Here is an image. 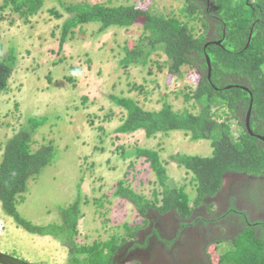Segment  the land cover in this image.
<instances>
[{
	"label": "trees",
	"instance_id": "16d2710c",
	"mask_svg": "<svg viewBox=\"0 0 264 264\" xmlns=\"http://www.w3.org/2000/svg\"><path fill=\"white\" fill-rule=\"evenodd\" d=\"M180 1L176 11L167 13L155 11L150 5L112 4L110 0H59L62 11L55 7L48 9L50 15L62 19L57 35L60 51L67 40L91 24L97 26L96 36L111 27L137 26L141 29L138 37L127 39L121 46L117 60L120 68L146 67L156 55L165 57L158 66L159 70L166 69L170 77H182L184 71H191L194 87L183 93L188 108L175 110L163 100L159 109L146 110L130 97L108 95L122 110L114 133L140 131L149 138L159 133L181 131L191 140H209L212 148L209 156L180 152L169 156L171 161L191 173L195 187L192 200L183 185L169 178L157 150L134 146L121 153L123 159L142 158L151 169L157 186L153 199L134 191L125 183L126 179L119 180L113 195L134 206L140 224H124L122 236L112 235L107 241L82 244L76 241L79 220L83 216L81 206L84 202L80 196L60 208L59 221L51 224H33L17 209L25 199L28 182L51 165L56 155L52 142L33 146V136L46 117L27 116L1 143L0 207L17 227L57 240L66 250V264H121L120 253L125 248L129 251L147 245V241L125 240L137 238L140 230L148 227L151 229L149 235L170 248L171 243L162 231L168 227V217H174L181 229L189 225L187 221L191 217L190 225L216 222L219 219L214 215L216 195L224 187L226 177L241 175L250 178L247 189L241 187L242 183L245 185L241 179L230 182L239 187V193L254 207V218L242 219V226L236 233L225 235L221 230L219 238L206 237L205 249L208 252L211 244L229 241L231 246L223 250L215 264H264V219L258 217L259 212L264 211L263 199L257 202L254 195L264 183V141L257 137L264 136V0ZM43 6L44 0H1L0 19L5 20L6 12V17L15 15L28 23ZM5 50L0 55V94L7 92L18 67L14 46ZM206 56L210 61L209 77ZM250 99L248 119L253 134L245 127ZM231 207L234 208L232 202ZM237 212L243 217L245 210Z\"/></svg>",
	"mask_w": 264,
	"mask_h": 264
},
{
	"label": "rangeland",
	"instance_id": "374dc122",
	"mask_svg": "<svg viewBox=\"0 0 264 264\" xmlns=\"http://www.w3.org/2000/svg\"><path fill=\"white\" fill-rule=\"evenodd\" d=\"M58 1L44 0L42 9L28 23L15 15L6 17V12L5 20L0 19V55L14 46L18 57L9 89L0 94V147L27 116L46 117L33 136V146L52 142L56 147L55 160L28 182L25 199L17 209L33 224H51L59 221L60 208L80 196L83 216L76 241L89 244L107 241L112 235L122 236L124 224L134 226L141 222L130 202L113 195L119 180L126 179L130 188L150 200L157 189L153 172L143 159H123L121 153L134 146L157 150L169 178L183 185L192 200L195 187L191 173L169 156L177 152L209 156L212 148L209 140H191L181 131L149 138L140 131L114 133L122 110L108 95L130 97L146 110L159 109L163 100L181 110L189 107L183 93L194 87L193 75L184 71L182 77H170L166 69L159 70L158 64L165 57L156 55L146 67L120 68L117 60L121 46L127 39L138 37L141 29L137 26L111 27L96 36L97 26L91 24L79 34L86 36L76 33L60 51L57 35L62 19L48 13L52 7L62 11ZM110 1L150 5L164 13L176 11L181 5L180 0ZM232 128L236 134L235 125ZM260 190L254 195L257 202H264V183ZM230 246L229 241L211 244L208 255L215 262ZM0 251L32 264H66L67 259L65 248L57 240L17 227L1 207Z\"/></svg>",
	"mask_w": 264,
	"mask_h": 264
},
{
	"label": "flooded vegetation",
	"instance_id": "af4514ba",
	"mask_svg": "<svg viewBox=\"0 0 264 264\" xmlns=\"http://www.w3.org/2000/svg\"><path fill=\"white\" fill-rule=\"evenodd\" d=\"M231 179L237 181L241 179L245 183V185L242 183L241 187L244 186L247 189L250 178L243 175L237 178L226 177L224 187L214 199L216 207L214 215L216 218L219 217L216 222L190 225V219L193 218L191 217L187 221L189 225L181 229L179 222L170 216L167 229H162L163 235L171 243L170 248H166L162 242L157 241L154 235H149L151 229L148 227L146 230H140L136 239L125 240L147 241V245L145 247L136 246L129 251L125 248L124 252L120 253L121 264L129 261L138 264H215L217 260L213 262L205 249L206 237L219 238L222 231L225 235L236 233L237 229L242 226V219L246 221L254 218L252 217L254 207L243 194L239 193L238 186L231 185ZM231 202L234 208H230ZM238 210H245L243 217L237 214ZM203 212L206 214L205 210ZM224 213H226L225 217L220 218ZM258 217L264 219V211L259 212ZM206 231L209 232L206 233Z\"/></svg>",
	"mask_w": 264,
	"mask_h": 264
},
{
	"label": "water",
	"instance_id": "95a60500",
	"mask_svg": "<svg viewBox=\"0 0 264 264\" xmlns=\"http://www.w3.org/2000/svg\"><path fill=\"white\" fill-rule=\"evenodd\" d=\"M206 61H207V65H208V77H209L210 61H209V58L207 56H206ZM251 99H250V105L248 107L247 114H246L245 127L250 134H253L252 130L250 129L249 119H248L249 115H250V110H251ZM257 137L264 141V136L257 135ZM0 264H32V263H30L26 260L11 256L9 254L0 252Z\"/></svg>",
	"mask_w": 264,
	"mask_h": 264
},
{
	"label": "clouds",
	"instance_id": "9594fccd",
	"mask_svg": "<svg viewBox=\"0 0 264 264\" xmlns=\"http://www.w3.org/2000/svg\"><path fill=\"white\" fill-rule=\"evenodd\" d=\"M0 252H2V251H0ZM4 253V252H3ZM6 254H8V253H6ZM10 255V254H9ZM12 256V255H11ZM15 257V256H14ZM17 258H20V257H17ZM21 259V258H20Z\"/></svg>",
	"mask_w": 264,
	"mask_h": 264
}]
</instances>
